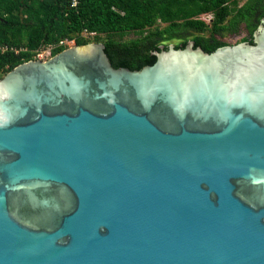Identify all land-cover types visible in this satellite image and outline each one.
Returning <instances> with one entry per match:
<instances>
[{"label": "water", "instance_id": "obj_1", "mask_svg": "<svg viewBox=\"0 0 264 264\" xmlns=\"http://www.w3.org/2000/svg\"><path fill=\"white\" fill-rule=\"evenodd\" d=\"M106 49L0 81V264H264V21L140 71Z\"/></svg>", "mask_w": 264, "mask_h": 264}, {"label": "trees", "instance_id": "obj_2", "mask_svg": "<svg viewBox=\"0 0 264 264\" xmlns=\"http://www.w3.org/2000/svg\"><path fill=\"white\" fill-rule=\"evenodd\" d=\"M263 21L264 0H80L78 7L74 0H0V48L9 49L0 53V81L51 48L53 58L61 55L66 41L103 43L116 68L140 71L157 63L163 46L183 50L195 42L212 54L253 45Z\"/></svg>", "mask_w": 264, "mask_h": 264}, {"label": "rangeland", "instance_id": "obj_3", "mask_svg": "<svg viewBox=\"0 0 264 264\" xmlns=\"http://www.w3.org/2000/svg\"><path fill=\"white\" fill-rule=\"evenodd\" d=\"M210 16L211 15H204L203 18H206L208 21H210V19H212ZM246 36H248V33L247 32H245L242 36H240L238 38H233V39H229V40H230L231 44L234 45V44H237L240 40H242ZM134 38H136V35L129 36L127 38V40H131V39H134ZM91 44H95V42H93ZM68 45L71 48V47H75L76 46V43L75 42H70ZM50 53H51L50 50L45 51V59L43 60L44 62H48V61H50V60L53 59V55L50 56Z\"/></svg>", "mask_w": 264, "mask_h": 264}, {"label": "built area", "instance_id": "obj_4", "mask_svg": "<svg viewBox=\"0 0 264 264\" xmlns=\"http://www.w3.org/2000/svg\"><path fill=\"white\" fill-rule=\"evenodd\" d=\"M79 5H80V0H74V6L75 7H78ZM210 17L212 18V19H210V21L213 20V16L211 15ZM92 35L95 36L96 34L94 33ZM69 43H70L69 41H66L65 43L62 44V46H65L66 44H69ZM49 50L51 51L50 56H52L53 51H54V48H51ZM7 51H9V49H7V48H4V49L3 48H0V53L1 52L6 53ZM44 59H45V52L39 55L38 60L43 61Z\"/></svg>", "mask_w": 264, "mask_h": 264}, {"label": "flooded vegetation", "instance_id": "obj_5", "mask_svg": "<svg viewBox=\"0 0 264 264\" xmlns=\"http://www.w3.org/2000/svg\"><path fill=\"white\" fill-rule=\"evenodd\" d=\"M205 20H207L206 18H204ZM208 21V20H207ZM210 22V21H209Z\"/></svg>", "mask_w": 264, "mask_h": 264}]
</instances>
